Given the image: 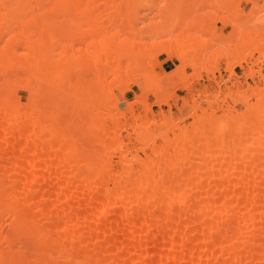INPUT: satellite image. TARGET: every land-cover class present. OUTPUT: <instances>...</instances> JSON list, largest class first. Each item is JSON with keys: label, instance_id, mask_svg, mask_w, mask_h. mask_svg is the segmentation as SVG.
Wrapping results in <instances>:
<instances>
[{"label": "bare ground", "instance_id": "1", "mask_svg": "<svg viewBox=\"0 0 264 264\" xmlns=\"http://www.w3.org/2000/svg\"><path fill=\"white\" fill-rule=\"evenodd\" d=\"M199 1L218 13L226 6ZM155 4L0 0V15L14 19L0 17V264H264V87L247 88L253 103L247 89L239 92L234 100L244 108L220 115L212 108L222 106L218 95H206L209 112L192 99L190 127L171 112L149 116L144 100L141 111L126 104L128 79L148 80L169 51L180 65L153 86L155 103L170 105L163 80L176 74L187 87L181 72L204 47L185 33L145 41L176 27V12L161 26L138 27L139 10ZM209 14L195 15L189 28L202 32ZM258 42L246 46L264 55ZM230 55L239 64L246 56ZM226 70L233 73L232 63Z\"/></svg>", "mask_w": 264, "mask_h": 264}, {"label": "rangeland", "instance_id": "2", "mask_svg": "<svg viewBox=\"0 0 264 264\" xmlns=\"http://www.w3.org/2000/svg\"><path fill=\"white\" fill-rule=\"evenodd\" d=\"M155 1L157 4V5L155 4L156 7L159 8L158 4L161 5V8L163 6L164 7L166 6L165 7L166 11L162 9L163 11H165L163 12L161 8H159L164 14L155 15L156 13L154 12L155 10L153 9L155 8V5H153L154 7L152 6V9H149V10L148 8H145V9L141 8V10H139V13H138V17H139L138 19L140 22L138 21V23H136L138 24V27L142 25L144 26V24L149 25L150 23L156 27L158 23H160V26H161V23H162L161 21H167L169 18H171L170 15L173 12H176V27H174L170 33H167L161 36H155L150 39L146 38L145 41H152V40H164L165 41V40H168L169 38H173L175 36L182 35L183 33H185V35L194 37V38H191L189 41L191 44L193 43L192 45L197 46V47H200V46H204V47H202L203 49L201 47L197 49L198 51L197 56L201 55L197 57V59L199 58L197 60V64L190 65V63H188L184 67V70L181 72L182 77L188 83L187 87L182 82H180L181 79L176 78V74L174 78L169 80L167 83L165 80H163L162 82V84L164 85L163 92L165 94H169V98L171 102L170 105L155 103V99L161 98V94L160 92H157L156 87L153 86L155 84V81L158 78L159 80L160 78L163 79V77L166 74H170L174 72V70L176 69V66L180 65V62L175 57H173L169 51H167V54L170 58H167L165 53L159 54L158 55L159 57L157 56L158 63L154 66V70H153L154 75H149L148 80L147 79L145 80L144 76L142 75L131 76L128 79L126 87H124V90H127V88L131 89L133 86L134 87L132 88V90H128L124 95L125 99L128 100L126 104L132 103V108L134 110L141 111L142 106L138 102L144 100L148 103H151V110L148 113L149 116L153 114L156 117H161V113L168 114L169 112H171L174 115V117H176V121H178L179 125L181 126L185 125L188 127H190L191 123L194 121L191 115L192 108L190 106L192 104V99H194L195 105L197 104V106L199 105L200 107H204L206 108L205 110L209 112V110L211 109V106H209L207 103L208 96L210 97L209 99H212V96L216 94L218 95V97H220V98H216V100L218 99L217 101L218 103H220L219 105L222 104L223 106V108L221 106L222 110L220 107L216 109L215 107L217 103H214V106H212V108L217 110L216 114L220 115L226 112L228 107L230 108L232 107V110L234 111L242 110L244 108V104L240 100L235 101L236 99L239 98L240 93L244 91L245 89H247L248 87H252V88L255 86H257L258 88L264 87V77L261 76V75H264V55H260V51L255 50L256 48L253 49L251 45L246 46L254 39H259L258 44L261 46H264V39H262L264 37L261 38L260 36V33L264 32V0H236L235 4L233 3V5L232 3L230 4V2L233 0L231 1L223 0L224 2L223 1L222 2L224 3V5L226 3V6H224L226 9L223 7L224 9L222 8V10L219 11L220 15L217 16L219 19H217L216 17V15L219 14L217 9L213 8V6H210L213 3L212 1L210 5H209V2H207L208 7H207V4H204L206 6L205 8L204 6H202L203 8L198 7L200 3L199 0H198L199 2L195 5L194 8L193 6L190 7L192 4V0H155ZM189 1L191 4L189 3ZM217 1L218 0H215L214 3ZM226 1L227 2L229 1V3L227 4ZM236 5H237V8H235ZM215 6H216V3H215ZM175 7H176V11H175ZM125 8H126V5H123V9ZM155 9L160 11L157 8ZM183 9L184 10L187 9L186 14L185 12L182 11ZM214 10L217 11V14L214 13L215 12ZM161 11L158 14H161L162 13ZM203 12L211 13V15L209 14L210 18L205 20L207 21L205 29L201 32L199 31L200 28L199 29L191 28V27L189 28L188 25L190 24L188 23L192 19H194V21L198 19L199 15L197 14H200ZM12 13L10 12L9 15ZM212 13L216 15H213ZM150 14H151V18L154 16L152 19L149 18ZM1 15L4 17H1ZM1 15L0 17L3 18L2 23H6V22L10 23L11 21L10 17H12L11 15L10 17H8L10 21L9 20L5 21L7 19L5 18V16L7 17L8 13L4 15V12L3 13L1 12ZM195 15H197L198 17L196 16V18H193L195 17ZM221 15H225L226 20L220 19ZM61 18L62 17H57V19H61ZM200 20L201 19H199V21ZM13 22H14V19L12 20V23ZM193 22H190V23H193ZM9 23L7 26H9ZM197 23H200V22H197ZM3 25L5 26L6 24H3ZM195 25L199 26V24H195ZM186 26L188 30L186 29ZM216 35L220 36V38L224 36L222 37V40L223 38H225L224 41L222 42L221 39ZM216 37L219 38L220 41L219 40L217 41ZM204 38L206 40L205 41L206 43L202 44L200 40L202 39L203 41ZM5 39H6V36H5ZM198 40L200 41V43ZM207 40H210L208 41L210 43H208ZM0 42H4V41L1 40ZM194 43H199V44H194ZM220 48H222V50L225 53H228L229 55L218 57V55L220 54V51L218 50ZM199 49L201 50V53H202V50L203 52H205L206 49L207 50H206V53L200 54ZM216 50L218 51L217 57L219 60L217 59V62H214V58H212V56ZM239 50L243 52L245 51V54H246L244 61H242L240 64L237 62H233L235 60L230 55L232 54V52H237ZM188 60L190 61L191 58L189 57ZM146 61L148 60L146 59ZM228 62L232 63L233 73H230L228 70H226V66ZM126 63L127 61L124 60L123 68L125 67ZM250 70H254L255 75L246 77L247 73L250 72ZM90 77L91 76H89L88 79ZM178 79H179V82H178ZM176 80H177L176 82L177 84L174 83ZM108 85L112 88V92L114 96L117 98H121V91L119 87L117 86V83L110 82ZM106 86L107 85H105L104 88ZM136 86L140 88L142 92L135 96V93L138 90ZM247 92L248 94H250L249 103H253L255 101V95L252 94L251 90H248ZM17 96H19L20 99L23 102H25L28 96V92L25 89L19 88L17 90ZM237 96L238 98H236ZM222 97L224 99H222ZM182 98H185L186 100H188L189 102L188 105L183 106ZM219 99H221V101ZM124 106H125V101L123 100L118 103L117 108L121 109ZM200 109L201 108L197 109V113L199 114L203 112V110L201 111ZM206 111H204V113H202L201 115L202 116L203 114L206 115L207 114V113L205 114ZM176 132H178V130H176ZM122 134L123 136H125V139L127 140L128 138L126 136V132L123 131ZM169 135L172 136L173 135L172 132L169 133ZM139 153L143 155L141 151ZM113 159L115 161L117 158L114 157ZM5 226L7 227V224Z\"/></svg>", "mask_w": 264, "mask_h": 264}]
</instances>
